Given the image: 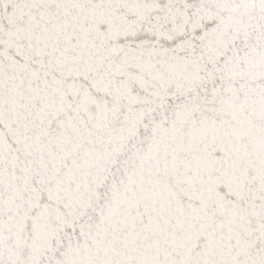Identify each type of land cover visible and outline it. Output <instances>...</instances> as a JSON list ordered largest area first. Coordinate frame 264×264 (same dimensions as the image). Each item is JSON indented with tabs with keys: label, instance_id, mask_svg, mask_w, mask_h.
Returning <instances> with one entry per match:
<instances>
[{
	"label": "snow or ice",
	"instance_id": "1",
	"mask_svg": "<svg viewBox=\"0 0 264 264\" xmlns=\"http://www.w3.org/2000/svg\"><path fill=\"white\" fill-rule=\"evenodd\" d=\"M0 264H264V0H0Z\"/></svg>",
	"mask_w": 264,
	"mask_h": 264
}]
</instances>
